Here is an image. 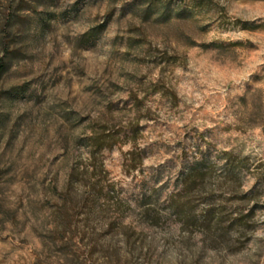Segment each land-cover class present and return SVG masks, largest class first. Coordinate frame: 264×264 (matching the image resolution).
<instances>
[{
	"label": "rangeland",
	"instance_id": "obj_1",
	"mask_svg": "<svg viewBox=\"0 0 264 264\" xmlns=\"http://www.w3.org/2000/svg\"><path fill=\"white\" fill-rule=\"evenodd\" d=\"M0 264H264V0H0Z\"/></svg>",
	"mask_w": 264,
	"mask_h": 264
},
{
	"label": "trees",
	"instance_id": "obj_2",
	"mask_svg": "<svg viewBox=\"0 0 264 264\" xmlns=\"http://www.w3.org/2000/svg\"><path fill=\"white\" fill-rule=\"evenodd\" d=\"M5 70H6L5 63L2 60H0V79H1L2 75L4 74Z\"/></svg>",
	"mask_w": 264,
	"mask_h": 264
}]
</instances>
